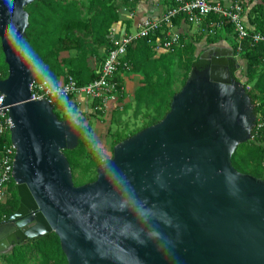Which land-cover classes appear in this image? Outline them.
Segmentation results:
<instances>
[{
	"label": "water",
	"instance_id": "1",
	"mask_svg": "<svg viewBox=\"0 0 264 264\" xmlns=\"http://www.w3.org/2000/svg\"><path fill=\"white\" fill-rule=\"evenodd\" d=\"M39 1L0 0L9 70L0 107L12 125L20 198L0 225V252L54 232L68 264H264V181L232 163L256 121L229 68L234 52L206 51L210 65L190 73L166 117L117 145L97 180L77 187L64 151L77 149L78 124L32 97L40 70L23 39L26 8Z\"/></svg>",
	"mask_w": 264,
	"mask_h": 264
},
{
	"label": "trees",
	"instance_id": "2",
	"mask_svg": "<svg viewBox=\"0 0 264 264\" xmlns=\"http://www.w3.org/2000/svg\"><path fill=\"white\" fill-rule=\"evenodd\" d=\"M131 1L136 2L138 0H123L124 7H127ZM246 1L250 0H240L244 9L245 6L249 5ZM172 2L174 5L175 1L172 0ZM35 4L34 8H26L30 18L23 45L33 60L34 67L40 70L38 81L50 80L58 84L62 78L71 76L80 86H85L98 80L97 71L103 65L107 54L111 50L109 36L113 26L119 23V10L121 8L119 10L115 8L114 0H91L87 10L89 20L83 25L85 38L82 39L76 35V31H73V27L82 24L83 7L79 2L40 0ZM182 21L187 23L184 17H179L174 23L178 25ZM215 22H218V18L212 16L205 20L203 25V27L207 28L204 36L213 39L209 40L210 44L218 43L216 33L209 35L208 31ZM247 27L251 32L264 33V0L263 4L253 7L249 12V25L247 24ZM218 31L225 34H233L234 58L229 61L232 77L238 81L236 76L242 68L247 79V85L253 86L249 92H246L254 106V115L256 119L259 116L264 117V44L254 45L251 41H246L239 52L232 26L227 24L222 30ZM181 40L183 42L182 38ZM219 40L221 41V39ZM100 49L103 51L102 62L98 68L92 69L89 57L97 56ZM156 52L154 45L149 44L147 39L138 40L131 45L125 57V61L131 67L126 75L143 74L142 66L144 62L151 61ZM177 53H180L179 63L184 71L183 88L193 70H205L210 63L202 60L201 55L195 56L196 47L193 43L187 44L184 50H179ZM63 54H69V56L63 58L61 57ZM4 57L0 44L1 80L7 79L9 75ZM238 59H240L241 65H244V67L238 64ZM162 63L163 59L161 58L154 62L156 65H162ZM67 69L70 70V75L66 74ZM148 77H145L147 81L144 84L146 85L136 92V97L138 99V107L141 108L145 105L146 109L154 112V115H147L148 122L141 129L132 131L129 134L115 132L112 135L116 137L113 150L120 143L158 124L170 112L173 98L179 92L175 91L168 83H150L148 82L150 80ZM122 81L120 80L121 86ZM70 103L71 99L60 100L53 104L54 112L60 121H71L74 119L72 114L66 113V109L69 110L71 106ZM99 106L100 101L93 103V108L97 109ZM75 110L76 106L72 109V113ZM96 114L102 115L103 113L97 111ZM85 123L86 121L78 124L81 137L77 149L64 151V155L70 164L74 184L77 187L94 183L98 178V169L109 162L94 158V149H92L94 141L90 138L93 128L90 124L85 125ZM110 132L111 129H109L108 135H110ZM254 135L255 130L252 132V137ZM0 144L10 145V134L1 138ZM232 163L238 172L264 181V144L262 138L255 141L251 139L246 144L239 146L232 158ZM9 187L11 188L12 198L9 204H0V225L14 215L20 206L16 183L12 181ZM33 259L35 264H68L66 255L62 250L61 241L54 232L47 234L45 237L28 240L21 245L15 246L9 255L1 257L3 264H32Z\"/></svg>",
	"mask_w": 264,
	"mask_h": 264
},
{
	"label": "built area",
	"instance_id": "3",
	"mask_svg": "<svg viewBox=\"0 0 264 264\" xmlns=\"http://www.w3.org/2000/svg\"><path fill=\"white\" fill-rule=\"evenodd\" d=\"M174 1V5L161 18L144 20L134 35L116 36L114 29L111 30L109 36L111 50L97 71L98 80L85 86H80L71 76H66L58 84L49 80H37L31 89L33 99L47 100L53 105L60 100H73L75 97L84 96L85 99H91L92 104L95 101H100V106L109 100H116L114 95L123 91L120 80H123L131 69L125 61L131 45L138 40L147 39L149 44L154 45L157 52L160 50L175 52L185 48L181 35L175 31L174 22L179 17H184L188 24L201 26L205 20L216 16L218 22L212 24L209 34L214 35L216 31L222 30L227 24L231 25L239 52L246 41H251L254 45L264 44V33L249 31L245 22V9L240 1L230 5H223L211 0ZM2 102L3 97L0 99V106ZM100 106L94 109L98 111ZM11 127L8 114L4 113V109L0 107V139L10 134ZM254 130L255 135L252 140L262 138L264 144V117L259 116L256 119ZM15 155L16 149L12 143L10 145L0 144V204L5 200L6 188L14 181Z\"/></svg>",
	"mask_w": 264,
	"mask_h": 264
},
{
	"label": "rangeland",
	"instance_id": "4",
	"mask_svg": "<svg viewBox=\"0 0 264 264\" xmlns=\"http://www.w3.org/2000/svg\"><path fill=\"white\" fill-rule=\"evenodd\" d=\"M69 1H77L83 7L82 17H81L82 24L73 27V31H76V35L83 39L85 38L83 25L89 20V15H88L87 10H88L91 0H69ZM114 1H115L114 6L118 10L120 8L122 9L125 5L123 3V0H114ZM132 2L133 1H131L130 3ZM35 6L36 4H34L31 8H34ZM210 39L213 40L212 38L207 36L204 44L200 46V48L202 49L200 53L201 55H203L206 51H208L209 49L213 47L217 48L216 45L220 42L219 39H221V41L223 42L226 41L231 46L232 51H234L233 34H225L223 32L216 31V40L218 41V43L210 44L209 42ZM182 43H184L185 46L189 44V42H186L185 40H183ZM177 52L178 51L169 52L167 50H160L155 53V56L151 59V61L149 62L145 61L142 66L143 74L136 75L140 82L139 86L136 89L134 88L135 90H130L129 88L126 87L125 82L122 81L123 91H121L118 95L116 94L117 96L114 95L115 96L114 98H116V100L115 101L109 100L107 103H105L107 105L103 104L100 106L101 108L100 110H98V112L103 113L102 115L96 114L97 111L93 108L91 99L90 100L86 99V102H91L90 108L92 109L93 114L84 119H83V115L85 116V114L81 113V111L79 110L78 104L73 103V102L70 103L71 106L69 105L70 106L69 110L66 109V113L72 114L74 117L73 120H75L77 124H80L86 120H89V121L92 120L89 123L91 125V123L94 122L95 119L99 120L102 124H108L109 122L113 124V127L110 128L111 129L110 135H108L107 133V129L109 128L108 125H106L105 128L103 127L104 131L96 130L94 133L93 132L91 133L90 138L92 139V141H94V146L92 147V149H94L93 153L95 154L94 158L99 159L104 162L112 160L113 146H114V141L116 139V137L112 135L117 131L118 133L125 132L129 134L132 131L141 129L148 122L147 115L148 114L154 115V112L152 110L146 109L145 105L142 106L141 108L138 107V99L136 97V92L141 87L146 85L144 84L145 81H147L145 77L149 76L148 78L150 80L148 82L150 83H156V84L168 83L173 87L175 91L180 92L182 90V81H183L184 71L182 69L181 64L179 63L180 53H177ZM68 56L69 54H67V57ZM61 57H63V55ZM102 57H103L102 49H100L97 56L89 57V62H90V66L92 69H96L100 66L102 62ZM159 58L163 59L162 65L154 64V62L157 61ZM237 61H238V64L241 65L240 59H238ZM69 71L70 70L67 69L66 71L67 75L68 74L70 75ZM236 77L238 81L244 86L246 91L249 92L253 86L247 85V79H246V76L242 68L239 70ZM82 97L85 100V97L84 96ZM76 99H78V97H75L73 101ZM110 104H112V106H110ZM74 106H76V110L74 113H72V109L74 108ZM108 114L110 115L108 116ZM85 125H88L87 122L85 123ZM9 186L6 188L5 200L2 202L3 205L9 204V201L12 198L11 188ZM11 251L12 250L9 249V250L0 252V264H3L1 257L4 255H9ZM32 264H35L34 259L32 260Z\"/></svg>",
	"mask_w": 264,
	"mask_h": 264
},
{
	"label": "crops",
	"instance_id": "5",
	"mask_svg": "<svg viewBox=\"0 0 264 264\" xmlns=\"http://www.w3.org/2000/svg\"><path fill=\"white\" fill-rule=\"evenodd\" d=\"M211 1L219 2L223 5H230L236 2L235 0ZM246 3H248L249 5L245 6V21L249 25V12L253 7L263 4V0H250L246 1ZM172 6V0H138L136 2H132L127 7H123L121 10H119V23L115 24L112 29H114L116 36H121L123 34L134 35L138 32V27L144 20L159 19ZM203 25L204 23L201 26L191 25L186 23L185 21H182L180 24L175 25V31L181 35V38L186 42L194 44V46L196 47V56L201 55L200 53L202 49L200 48V46H202L206 40V36H204V34H206L207 32V28L203 27ZM216 47L232 51L231 46L226 41H220L216 45ZM64 57H67V54H63V58ZM241 66L244 67V65ZM123 81L125 82L126 87L130 90H135L140 84L136 75H125ZM71 102L78 104L81 113L85 114V116L83 115V118H86L93 114V111L90 108L91 102H86V99L84 100L83 97H78V99L74 101L71 100ZM110 106H112V104H110ZM109 115L110 114H108V116ZM88 121L89 120H86L87 124H89L92 120L89 122ZM106 125L109 126V128L107 129L108 133L109 129L113 127V124L111 122H109L108 124H102L99 120L95 119V121L91 123L93 133L96 130L104 131L103 127L105 128Z\"/></svg>",
	"mask_w": 264,
	"mask_h": 264
},
{
	"label": "clouds",
	"instance_id": "6",
	"mask_svg": "<svg viewBox=\"0 0 264 264\" xmlns=\"http://www.w3.org/2000/svg\"><path fill=\"white\" fill-rule=\"evenodd\" d=\"M117 207H118V210H120V211L125 210V206L123 204H120Z\"/></svg>",
	"mask_w": 264,
	"mask_h": 264
}]
</instances>
